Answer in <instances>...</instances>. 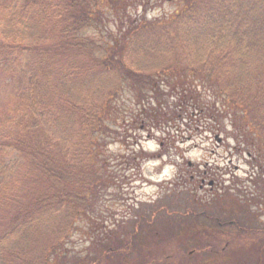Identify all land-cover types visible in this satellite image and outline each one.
Masks as SVG:
<instances>
[{
    "label": "trees",
    "instance_id": "16d2710c",
    "mask_svg": "<svg viewBox=\"0 0 264 264\" xmlns=\"http://www.w3.org/2000/svg\"><path fill=\"white\" fill-rule=\"evenodd\" d=\"M161 1L0 7V69L22 80L4 119L16 131L0 133V264H264V0H166L148 18ZM226 119L255 151L251 186L207 174L210 194L123 224L99 208L115 184L99 174L111 125L214 133Z\"/></svg>",
    "mask_w": 264,
    "mask_h": 264
},
{
    "label": "rangeland",
    "instance_id": "374dc122",
    "mask_svg": "<svg viewBox=\"0 0 264 264\" xmlns=\"http://www.w3.org/2000/svg\"><path fill=\"white\" fill-rule=\"evenodd\" d=\"M9 1L11 0H0V7ZM155 3V7L147 14L148 18L155 13L173 10L175 2L163 0ZM20 76V73L8 71L5 67L0 69V133L16 131L12 125H6L4 119L10 105L19 98L22 91ZM120 97L122 109H126V112L135 109L128 92L122 90ZM213 98L215 96L212 94L207 96L208 100ZM125 125H117V128L111 125L118 135L107 130L105 134L102 133L106 144L102 146V155L98 157L101 160L100 166L105 165L99 174L104 171L116 184L104 189L105 201L98 206L100 209L109 206L113 218L122 221V224L125 221V212L139 214L148 211L149 207L159 209L162 205L171 209L173 204L194 201L210 194L216 190V183L212 189L209 185L200 188L201 176L206 171L211 177L218 179L216 182H219V187H225L234 180H238L240 187L243 184L251 186L247 181L254 170L255 151L248 150L251 153H247L232 137L235 132L229 119L223 122V132L214 133L197 128L184 131L183 134L172 131L168 135L160 132L153 134L151 130L144 129L132 136L135 132L125 130L130 128ZM184 127L186 126L183 125L180 129ZM106 133L111 135L106 137ZM141 152H145L150 158L140 162L142 160L138 155ZM71 239L75 249H81L84 245L82 241L85 238L80 232H74ZM87 243L88 241L85 245ZM121 263L122 261L119 262ZM179 263L183 264V261Z\"/></svg>",
    "mask_w": 264,
    "mask_h": 264
},
{
    "label": "flooded vegetation",
    "instance_id": "af4514ba",
    "mask_svg": "<svg viewBox=\"0 0 264 264\" xmlns=\"http://www.w3.org/2000/svg\"><path fill=\"white\" fill-rule=\"evenodd\" d=\"M201 177L202 178L200 179L201 180L200 188H204V186H206V185H209L211 187V189L214 187L215 181L214 180H207V178H208L207 177V171L205 173L203 172ZM206 180L208 181L207 183H206Z\"/></svg>",
    "mask_w": 264,
    "mask_h": 264
}]
</instances>
